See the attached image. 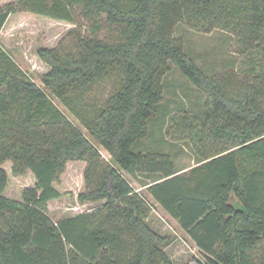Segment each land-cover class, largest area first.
I'll use <instances>...</instances> for the list:
<instances>
[{"label": "trees", "instance_id": "trees-1", "mask_svg": "<svg viewBox=\"0 0 264 264\" xmlns=\"http://www.w3.org/2000/svg\"><path fill=\"white\" fill-rule=\"evenodd\" d=\"M75 6L92 36L77 38V53L38 48L48 68L41 85L0 43V264H167L149 202L123 171L156 175L142 186L205 254L202 264H264V0H10L0 4V32L24 13L76 24ZM103 18L116 40L96 36ZM178 25L227 33L233 56L206 68ZM171 64L203 94V116L185 130L197 157L186 170L139 147ZM105 78L115 87L81 119L84 133L51 96L66 106L75 92L93 101ZM75 164L76 198L102 203L54 221L47 205Z\"/></svg>", "mask_w": 264, "mask_h": 264}, {"label": "rangeland", "instance_id": "rangeland-1", "mask_svg": "<svg viewBox=\"0 0 264 264\" xmlns=\"http://www.w3.org/2000/svg\"><path fill=\"white\" fill-rule=\"evenodd\" d=\"M10 0H0V4ZM76 24L64 20L51 19L45 16L29 13L11 16L0 32V43L11 53L15 62L38 85H41V75L48 69L37 56L40 47H54L62 44L70 52L77 53V38L91 37V22L84 18L78 6L74 7ZM176 35L182 36L186 45L197 59V62L206 68L219 69L220 64L231 58L228 53L229 35L220 30L198 32L178 25ZM96 36L106 42L117 39L116 26L101 19V27ZM164 97L159 104L160 114L151 121L150 133L143 139L140 148L150 151L164 152L171 155L178 169L186 170L196 163L197 157L185 130L190 120L201 119L203 116V94L185 79L171 64L163 79ZM112 78H105L99 84L93 101H87L75 92L66 106L55 96H51L54 103L68 118L84 133L86 127L82 118L89 119L104 103L106 96L114 89ZM104 160H109V153L99 147ZM58 185L63 193L59 199L48 203V214L52 220L74 216L81 212L93 211L100 203L81 202L76 198L77 192L83 190V181L80 176V164L69 165ZM136 191H142L149 202L147 221L151 228L164 237L160 243L169 262L167 264H202L205 254L198 248L189 235L180 227L152 197L147 194L144 183L155 178V174L135 173L123 171ZM29 176L23 181L28 182ZM12 188V184H11ZM14 189V188H13ZM17 190L14 191L16 193Z\"/></svg>", "mask_w": 264, "mask_h": 264}]
</instances>
